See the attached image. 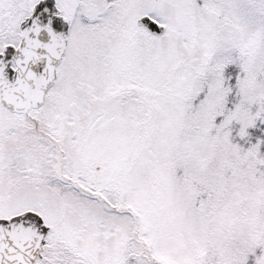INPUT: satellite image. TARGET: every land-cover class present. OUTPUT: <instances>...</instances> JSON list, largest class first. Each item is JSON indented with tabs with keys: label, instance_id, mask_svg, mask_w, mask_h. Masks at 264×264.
<instances>
[{
	"label": "snow or ice",
	"instance_id": "snow-or-ice-1",
	"mask_svg": "<svg viewBox=\"0 0 264 264\" xmlns=\"http://www.w3.org/2000/svg\"><path fill=\"white\" fill-rule=\"evenodd\" d=\"M0 264H264V0H0Z\"/></svg>",
	"mask_w": 264,
	"mask_h": 264
}]
</instances>
